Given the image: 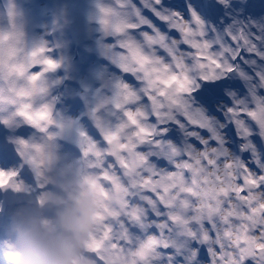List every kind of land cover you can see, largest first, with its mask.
Listing matches in <instances>:
<instances>
[{
  "label": "snow or ice",
  "instance_id": "6c2138e0",
  "mask_svg": "<svg viewBox=\"0 0 264 264\" xmlns=\"http://www.w3.org/2000/svg\"><path fill=\"white\" fill-rule=\"evenodd\" d=\"M117 4L119 12L101 8V23L118 35L127 74L115 102L123 119L105 133L108 147L88 141L84 152L123 193L119 220L103 230L137 264H147L156 247H169L149 236L127 250L124 226L145 215L165 233L192 241L187 261L176 257L180 264H264V0ZM18 39L14 30L0 35V43ZM48 51H32L14 69L10 56L0 58V75L28 82L0 89V100L19 104L18 114L41 127L51 122L49 110L33 109L30 98L59 66ZM32 64L43 71L28 73ZM14 163L0 143V188L18 190V173L4 170Z\"/></svg>",
  "mask_w": 264,
  "mask_h": 264
},
{
  "label": "rangeland",
  "instance_id": "374dc122",
  "mask_svg": "<svg viewBox=\"0 0 264 264\" xmlns=\"http://www.w3.org/2000/svg\"><path fill=\"white\" fill-rule=\"evenodd\" d=\"M66 0H6L5 4L1 7L0 6V35L11 32L14 30V26L17 24L16 22V15H18V9H23L27 7L28 9V14L32 16V18L39 19L38 23L40 25H43V28L40 30V38L44 39L45 38V31L47 27L50 26L51 23V18L54 17L50 14H42V9L43 8H49L50 5H52L55 10L57 11V7L60 6L62 2H65ZM108 1V0H107ZM136 2L139 5V0H136ZM57 6V7H56ZM8 8L9 11H4L3 8ZM36 8V9H34ZM34 9V10H32ZM62 14H58L57 17V22L55 24L56 28L60 31V33L56 34V39H61L64 35V29L65 26L61 25L62 22ZM60 22V23H59ZM15 31V30H14ZM50 38H46L44 40H40L41 46H49L50 44ZM4 43V45H2ZM0 43V50L2 49H9V42H3ZM36 47V44L34 45ZM33 49L32 51H34ZM31 51V52H32ZM7 56H2L0 58H6ZM12 65V64H11ZM10 65V67H11ZM9 74V73H8ZM56 74V73H55ZM17 80L16 75H11V78L9 81L6 80L4 75H0V89H6L7 87H15L14 82ZM27 87H28V82H27ZM40 89L42 90V93L45 91V87H41ZM39 104L41 107H46L50 101L51 97L50 95L46 98L43 97L42 95H36ZM55 95V89H53V94L52 97ZM95 96L94 92H90L86 94L79 93L76 97H84L83 104L85 102H91L95 104L98 107L101 108H107L110 106H104L102 104L97 103L96 101L93 100ZM116 95L115 97H112L110 100V96L107 95L102 100L105 101H112L113 99H117ZM73 99V98H72ZM72 99L64 100L62 101L61 107L67 110L71 109L70 101ZM35 98L31 96L30 98V104H34ZM132 108H134V105H131ZM81 108V106L78 107V110ZM18 110L20 111V107L16 106V103H7L3 100H0V127L5 125V131H1L0 128V143L3 145L8 146L9 149H11V146L15 143L16 146V151L18 152V156L16 157V163L10 164L8 166L7 170L9 171L10 167H13L15 170H19V168L24 167L25 163L28 164L34 171L35 173L40 177V178H45L47 181L48 180H55L56 178L61 180L62 183H65V180L62 176H58L59 173L53 177H51V172L54 169V160L62 158L64 159L65 165H73V168H70L68 166L69 172H75V180H77V168H78V156L76 155V144L78 143V131L76 130V127L71 124L70 122L67 121V127H64L60 124V121L57 119V124L59 127V132L56 133L52 138L51 132H45L44 128H40L37 130V138L33 141L31 140L30 136L28 135V131L30 130L31 132H34V129L30 123V121L25 117V116H20L19 114H15L14 112ZM5 117V119H2ZM61 117H65L61 114ZM21 120L22 124L17 127L16 121ZM37 121L40 122L39 116H37ZM122 121V120H121ZM119 121L118 123H114L113 125L111 123H108L106 131L99 137L95 135L94 132H91L90 134V141H92L98 148H106L108 147L107 141L104 139V135L106 132H112L115 131V129L119 126L121 123ZM14 127L17 128V135H14ZM30 127V128H29ZM44 127V126H43ZM59 135V137H58ZM50 138V139H49ZM47 142V144H46ZM66 142H72V144H67ZM39 147L40 151L36 152V148ZM90 164L91 165H96L99 166V169L93 168L90 171V178H89V189L88 193L90 194V197L88 201L92 205V212H91V219L94 217L95 211L98 212L100 215L107 216L109 217V220H106L105 218V225L107 226L110 224V213L114 211L121 210L123 212L124 204H117L114 202H111V197H112V191L109 189V185L106 181V175L105 172L102 168V166L92 157H90ZM56 171V169H55ZM21 172V170H20ZM26 180V181H25ZM34 180L35 178H26L22 177L21 179H17L16 183L19 184V188L24 190V191H32L34 188ZM18 181V182H17ZM28 188H26V187ZM26 188V189H25ZM19 191V189H18ZM117 192H120V197L122 198L123 201V194L120 190H116ZM41 195H45V193H42ZM57 194H50V196H57ZM105 196L107 199V202H103V204L95 207L94 202L97 200V196ZM44 196V197H45ZM60 197V196H57ZM96 204V203H95ZM45 205V203H44ZM106 213V214H105ZM103 216H101V220L95 228L98 230L99 228H102L103 224ZM146 220L147 223V231L148 233L146 234V239L149 236H157L159 227L157 226V221L152 220L150 217H148L147 220V215L143 218ZM140 219H137L139 221ZM159 220V219H158ZM136 221V222H137ZM53 222H56V218H53ZM135 223L134 222H129L127 225H125L126 228L130 229L132 228V225ZM144 224V221H143ZM95 228H92L93 230ZM105 230L103 228L99 231L98 233V238L102 236ZM179 234V232L177 231ZM97 235V234H96ZM143 241L145 239H142ZM181 242L180 249H183L184 253H187V248L185 247V241L178 240ZM88 248V247H87ZM86 248H84L85 250ZM91 249V248H90ZM178 249H174L172 252V255H164L162 254L161 250L158 248H155L151 255L148 258L147 264H180L179 261L176 260V257L179 256ZM108 256H110L112 253H114V250H107ZM114 254L117 255L115 252ZM185 261H187V257H185ZM91 264H97L96 261L92 260ZM125 264V263H124Z\"/></svg>",
  "mask_w": 264,
  "mask_h": 264
},
{
  "label": "clouds",
  "instance_id": "9594fccd",
  "mask_svg": "<svg viewBox=\"0 0 264 264\" xmlns=\"http://www.w3.org/2000/svg\"><path fill=\"white\" fill-rule=\"evenodd\" d=\"M91 212L86 198H72L59 211L53 226L30 209L18 210L12 234L21 264H75L76 240L88 229Z\"/></svg>",
  "mask_w": 264,
  "mask_h": 264
},
{
  "label": "bare ground",
  "instance_id": "6f19581e",
  "mask_svg": "<svg viewBox=\"0 0 264 264\" xmlns=\"http://www.w3.org/2000/svg\"><path fill=\"white\" fill-rule=\"evenodd\" d=\"M26 188H28V187H26ZM3 189H4V194L2 196H0V208H2L3 206H5L6 204H10V202L12 200L23 198V197H13V196H18V195H13V187H7V188H3ZM35 201H36L37 206H39V207L44 206V203H45L44 201H46L47 204H49L48 201L46 199H43L42 197H36V200ZM20 209H21L20 207H17L16 210L18 211ZM142 239H143L142 236H139V237L136 236V238H135V244H136V246H139L143 242ZM133 246L134 245L132 244L131 246L127 247V250L130 251L133 248ZM10 248L11 249H10V252H9V264H21L20 255L16 251L15 245L10 246ZM84 248H86L85 250H88V251L90 250V248H87V247H84ZM124 263H125V260H124Z\"/></svg>",
  "mask_w": 264,
  "mask_h": 264
}]
</instances>
